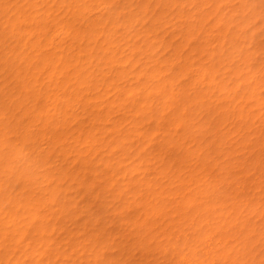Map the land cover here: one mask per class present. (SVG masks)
Masks as SVG:
<instances>
[{"label":"bare ground","instance_id":"obj_1","mask_svg":"<svg viewBox=\"0 0 264 264\" xmlns=\"http://www.w3.org/2000/svg\"><path fill=\"white\" fill-rule=\"evenodd\" d=\"M0 264H264V0H0Z\"/></svg>","mask_w":264,"mask_h":264},{"label":"rangeland","instance_id":"obj_2","mask_svg":"<svg viewBox=\"0 0 264 264\" xmlns=\"http://www.w3.org/2000/svg\"><path fill=\"white\" fill-rule=\"evenodd\" d=\"M126 215H127V213H126Z\"/></svg>","mask_w":264,"mask_h":264}]
</instances>
